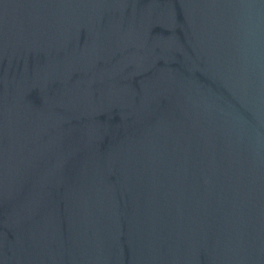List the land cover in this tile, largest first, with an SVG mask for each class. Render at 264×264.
<instances>
[{"label":"water","instance_id":"water-1","mask_svg":"<svg viewBox=\"0 0 264 264\" xmlns=\"http://www.w3.org/2000/svg\"><path fill=\"white\" fill-rule=\"evenodd\" d=\"M0 264H264V0H0Z\"/></svg>","mask_w":264,"mask_h":264}]
</instances>
